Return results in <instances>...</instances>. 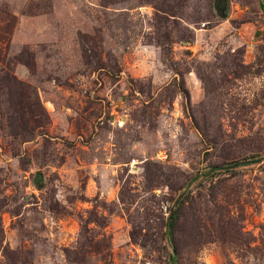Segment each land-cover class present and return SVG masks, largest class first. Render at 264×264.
I'll use <instances>...</instances> for the list:
<instances>
[{
	"label": "rangeland",
	"instance_id": "obj_1",
	"mask_svg": "<svg viewBox=\"0 0 264 264\" xmlns=\"http://www.w3.org/2000/svg\"><path fill=\"white\" fill-rule=\"evenodd\" d=\"M261 3L0 0V264H264Z\"/></svg>",
	"mask_w": 264,
	"mask_h": 264
},
{
	"label": "trees",
	"instance_id": "obj_2",
	"mask_svg": "<svg viewBox=\"0 0 264 264\" xmlns=\"http://www.w3.org/2000/svg\"><path fill=\"white\" fill-rule=\"evenodd\" d=\"M220 7L222 6L221 3L219 5ZM261 7L264 11V4L261 3ZM243 162V161H241ZM240 162L236 163V164H239ZM34 183L36 184V186L39 188L40 184H41V181H40V178L39 176L35 177L34 179ZM182 201H180V203L176 206V208L170 213V216H169V221L167 222V230H168V238H173V234H174V230L176 228V224H177V216H178V213L181 209V206H182ZM173 257H175V252L172 251V260H173Z\"/></svg>",
	"mask_w": 264,
	"mask_h": 264
}]
</instances>
